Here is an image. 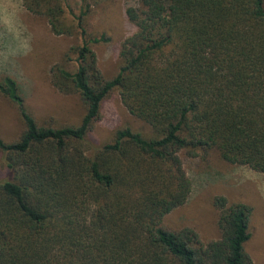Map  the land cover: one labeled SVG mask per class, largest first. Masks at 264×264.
Segmentation results:
<instances>
[{"label": "trees", "instance_id": "obj_1", "mask_svg": "<svg viewBox=\"0 0 264 264\" xmlns=\"http://www.w3.org/2000/svg\"><path fill=\"white\" fill-rule=\"evenodd\" d=\"M52 34L74 36L50 83L77 96V123L38 122L17 81L0 75V96L16 109L17 137H0V264H252L251 208L211 200L217 240L164 218L184 206L192 182L180 155L264 173V0H124L134 32L120 44V65L104 77L82 0L71 25L67 0H21ZM74 69L71 70L70 68ZM117 91L128 113L150 127L115 128L100 144L89 135L102 104Z\"/></svg>", "mask_w": 264, "mask_h": 264}, {"label": "rangeland", "instance_id": "obj_2", "mask_svg": "<svg viewBox=\"0 0 264 264\" xmlns=\"http://www.w3.org/2000/svg\"><path fill=\"white\" fill-rule=\"evenodd\" d=\"M82 6V0L62 3V20L67 26L81 14ZM125 8L124 0H93L91 9L83 13L84 26L90 36L106 34L109 38L106 44L92 46L104 77L116 74L120 65V44L134 32L125 17ZM76 43L80 40L74 36L52 34L46 20L28 12L21 0H0V75L8 74L17 81L28 111L38 122L73 124L83 114L78 97L61 95L49 78V68L61 62L65 51ZM21 126L15 107L0 96V137L15 139ZM121 126L150 132L147 124L128 113L115 91L103 102L101 119L89 139L94 144L105 142L112 131ZM211 152L205 162L180 155L192 190L187 203L171 211L163 225L169 229L192 228L206 244L219 237L212 198L223 196L230 204L244 203L251 208V237L244 249L252 264H264V173L243 165L227 164L216 152ZM4 175L0 158V178Z\"/></svg>", "mask_w": 264, "mask_h": 264}]
</instances>
